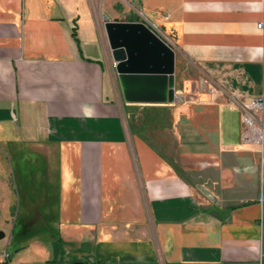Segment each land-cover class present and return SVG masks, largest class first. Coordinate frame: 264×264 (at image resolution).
<instances>
[{
    "label": "crops",
    "instance_id": "crops-1",
    "mask_svg": "<svg viewBox=\"0 0 264 264\" xmlns=\"http://www.w3.org/2000/svg\"><path fill=\"white\" fill-rule=\"evenodd\" d=\"M262 3L0 0V200L26 167L41 260L264 264V136L242 142L237 106L263 89ZM135 11L175 53L173 103L121 96L103 24Z\"/></svg>",
    "mask_w": 264,
    "mask_h": 264
},
{
    "label": "water",
    "instance_id": "water-1",
    "mask_svg": "<svg viewBox=\"0 0 264 264\" xmlns=\"http://www.w3.org/2000/svg\"><path fill=\"white\" fill-rule=\"evenodd\" d=\"M103 32L125 102L175 101V53L166 42L141 22H106Z\"/></svg>",
    "mask_w": 264,
    "mask_h": 264
},
{
    "label": "rangeland",
    "instance_id": "rangeland-1",
    "mask_svg": "<svg viewBox=\"0 0 264 264\" xmlns=\"http://www.w3.org/2000/svg\"><path fill=\"white\" fill-rule=\"evenodd\" d=\"M6 164L7 167H2L1 170L8 175V182L11 184L12 197L9 202H1L0 200V251L5 250L9 254V262H15L20 259L21 256H28L31 260L28 264H59L58 256H60L63 264L68 258L64 253L60 255V253L57 252L56 257L54 258V263L49 260V262L41 260L36 253L33 252V249L26 246L24 242L25 237L19 235V231L22 228L21 212L23 208L21 186L23 184V180L25 179L26 167H9L8 161ZM10 202L11 204H9ZM5 224L8 225V227L4 226ZM32 237L34 239L41 240L43 243L48 240V237L42 235V233L33 235ZM9 262H0V264H9ZM78 263L84 264L83 261ZM69 264H71V262H69Z\"/></svg>",
    "mask_w": 264,
    "mask_h": 264
},
{
    "label": "built area",
    "instance_id": "built-area-1",
    "mask_svg": "<svg viewBox=\"0 0 264 264\" xmlns=\"http://www.w3.org/2000/svg\"><path fill=\"white\" fill-rule=\"evenodd\" d=\"M135 13L139 18V22L148 26L154 33L157 32L155 27L146 17L140 15L138 11H135ZM261 15L262 17L260 21L256 24V29L263 34V38H264V0L262 3ZM159 37L161 38V36ZM162 40L164 41V39ZM213 91H214L213 88L209 89V92L212 93ZM237 106L241 112L242 142L245 144H253V143L260 144L264 136V128L258 116L259 113L264 109V62H263V89L261 94L249 102H240L237 104ZM0 262L1 263L9 262V254L5 250L0 251Z\"/></svg>",
    "mask_w": 264,
    "mask_h": 264
},
{
    "label": "trees",
    "instance_id": "trees-1",
    "mask_svg": "<svg viewBox=\"0 0 264 264\" xmlns=\"http://www.w3.org/2000/svg\"><path fill=\"white\" fill-rule=\"evenodd\" d=\"M73 35H74V33H73ZM75 39H76V37H74Z\"/></svg>",
    "mask_w": 264,
    "mask_h": 264
}]
</instances>
